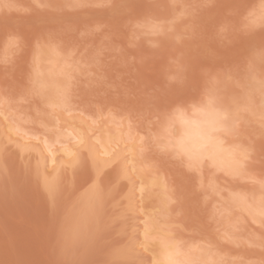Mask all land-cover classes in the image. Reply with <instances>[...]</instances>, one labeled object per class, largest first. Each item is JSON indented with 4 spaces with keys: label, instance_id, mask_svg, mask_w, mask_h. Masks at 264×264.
I'll return each mask as SVG.
<instances>
[{
    "label": "rangeland",
    "instance_id": "obj_1",
    "mask_svg": "<svg viewBox=\"0 0 264 264\" xmlns=\"http://www.w3.org/2000/svg\"><path fill=\"white\" fill-rule=\"evenodd\" d=\"M207 107L237 171L176 150L179 116ZM71 129L84 142L49 165L44 140ZM133 143L132 172L116 151ZM151 177L164 190L137 196ZM241 195L264 207V0H0V264H152L150 219L203 253L189 264H264Z\"/></svg>",
    "mask_w": 264,
    "mask_h": 264
},
{
    "label": "bare ground",
    "instance_id": "obj_2",
    "mask_svg": "<svg viewBox=\"0 0 264 264\" xmlns=\"http://www.w3.org/2000/svg\"><path fill=\"white\" fill-rule=\"evenodd\" d=\"M46 79L47 78H44V80H43V78H42L43 81L41 79H39V82L40 81L43 82V83L40 82L42 87L48 86L49 81L47 82ZM43 88L45 89V87H43ZM52 91H53V93L58 92L59 86H57V85L54 86ZM52 98H53V104H57L58 102L55 99L56 97H54V96L51 97V101H52ZM59 101H60V99H59ZM61 101H62V98H61ZM63 103H61V105ZM59 104H60V102H59ZM182 116H184V115H182ZM182 116H179L180 120H181L180 121L181 122L180 134L177 138H175L176 141L174 142V145L177 148L176 150H180L181 152L185 153L191 160H193L197 163L199 161L201 162V160L205 159V157H206V158H209L210 161L213 164H215L216 166H218L219 168H224L227 171H232V172L237 171L238 166L240 165V163L238 165V162H240V161H238L239 159L236 158V155H237L236 150L235 151L233 150L235 152L234 153L229 147H226L222 144V142L220 141L221 138H219V139L216 138V132H217L216 130L218 128L224 126V124H225V122L223 120V118H224L223 113L221 111H219L218 109H214L213 107L212 108L207 107V109L203 112V114H200V117L198 115H195L198 118L196 117L194 119H190V118L182 117ZM195 116H193V117H195ZM69 134L71 135L70 139L75 140V142L72 144H68V145L59 147V148H55V149H52V147H51L52 144L48 143L47 140H44V150H45V152H48V154H49L48 155V164L49 165L52 166V163L54 164V163L60 162V160H58V161L56 160V159H59V157L57 155V153H59V152H60L59 155L61 154V157H60L61 161L67 162L66 160H68V158L73 156V154L77 148L75 146H77L81 142H84V140H85L84 133H82L81 131L73 132V130H72V131H69ZM116 138H119V137H117V135H114V134L113 135L108 134L106 136H96L94 139L98 142L99 146H98V148L97 147L94 148V146H93L92 154H93L94 158L95 159H102L101 156H106V155L109 156L111 153H112V156H114L115 153L113 151L116 150L115 148L118 146L114 142V141H116L115 140ZM57 142L59 143V140H57ZM134 143L126 146L125 148L120 147L121 151H116V154H118L117 155L118 157L121 154L123 155V153L124 154L126 153L125 155H123L124 157L121 155V158H124L123 160H125L124 161L125 164L133 161L132 156H133V151H134L133 148H135ZM119 153H121V154H119ZM124 162H123V164H124ZM136 163L137 162H135V164ZM128 165H129V163H128ZM129 166H131L130 169L132 172L136 171L135 169L132 170L133 168H139V167H135L134 162H133V164H131ZM129 166L127 169H129ZM124 167H125V165H124ZM126 167H127V165H126ZM139 170H140V168H139ZM128 174H129V172L127 171L126 175H128ZM139 174H140V172H139ZM126 175H124V176H126ZM143 180H145V179H143ZM140 181H141V178H140ZM133 182H135V181H133ZM155 184L156 185L159 184L161 186L160 188H163V186H164L163 184L156 182V180L151 177V180L141 182L138 185V187L135 188L134 190L137 189L140 192V194H137V196H139V195L141 196V191L143 189H145L147 187H151L152 185H155ZM163 190H164V188H163ZM160 194H161V192H160ZM162 195H164V193H162ZM165 196H167V195L165 194ZM163 197L164 196L159 197L162 204L164 202H166L165 198H163ZM137 200H138V198H137ZM235 200L239 205H241V207L245 208L246 210L250 211L251 213H254V215L255 214L264 215V207L263 206H261L259 204H255V203H254V205H251V204L248 205L244 196H242V195L238 196V197L235 196ZM154 221L152 219H150L149 221L144 222V227L142 229V237L144 239L155 238L156 235L159 236V238L156 237L158 239V241L155 244V250H154L155 255H154L152 264H189V263H191V261H193L192 259H194L196 256L197 257L198 256L203 257V255H202L203 253H197V255L195 257H190L189 255L184 254L179 243H178V241L176 240L177 238L172 237L171 235L168 236V234L166 235V234H164V232L162 234V229L160 228L161 229L160 230L158 225L156 226V224H157V223H155L156 221L155 222Z\"/></svg>",
    "mask_w": 264,
    "mask_h": 264
}]
</instances>
